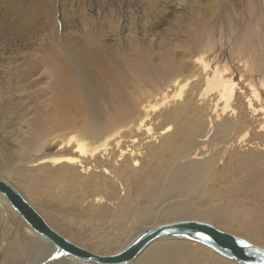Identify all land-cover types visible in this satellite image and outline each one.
Listing matches in <instances>:
<instances>
[{
	"label": "bare ground",
	"instance_id": "6f19581e",
	"mask_svg": "<svg viewBox=\"0 0 264 264\" xmlns=\"http://www.w3.org/2000/svg\"><path fill=\"white\" fill-rule=\"evenodd\" d=\"M178 1L180 8L188 3L187 0ZM223 1L207 0L198 7L200 10L196 14L199 18L195 19V23L200 40L194 47L188 48V53L171 55L168 59V77L164 80L166 88L176 79V72L190 74L195 81L189 83V77L185 78L186 82L177 83L179 86L172 94L166 88L151 94L153 89L138 82L130 93L138 101L137 106H141V114L130 118L125 116L123 124L98 121L95 116L100 114H96L97 109L94 111L90 103L91 118L84 127L94 134L82 131L77 136L60 140L61 136L58 138L59 152L53 154L40 152V145V148L32 149L36 154L33 156L28 151V144L23 145L27 151L18 155L15 162L12 161L16 165L22 163L14 177L10 178L5 171H10L7 165L12 162L4 163L6 165L0 163V177L12 183L24 196L17 183L27 185L25 180L29 178L24 180L22 172H48L53 174L52 178L48 175L49 180L56 184L51 190L43 191L64 203L58 212L74 216L85 225L110 222L120 226L126 221L132 225V220L136 221V225H142L124 245L110 254L125 248L148 227L187 219L210 223L264 248L257 244L264 241V177L245 166H234L238 156L233 151L243 141L250 125L243 112L246 106L244 95L248 92L246 87L249 85L250 89L255 82L258 83V93L254 89L252 93L259 98L264 91L261 87L264 86V0H243L246 9L240 14L241 21L236 22L238 19L233 12L232 17L227 16L229 31L219 33V28L222 29V9L226 11ZM153 4L154 1H151L150 7ZM108 23L112 31L117 28V21L112 19ZM254 26L258 30L252 38ZM187 54L193 57V66H196L195 57L202 59L203 67L196 68L198 71H189V65L181 60ZM241 66L245 72L239 77L236 73ZM151 68L148 65L144 69L153 73ZM200 71L204 72L202 86L197 79ZM217 87L227 92V95L224 93L227 98L235 96L237 100L233 108L228 105L232 110L229 114V110L226 112L228 106L222 105L218 114L217 104L211 105L212 101H207L208 95ZM143 96L145 100L141 99ZM92 103L95 104L94 101ZM153 118L158 119L155 130L150 122ZM141 132L146 135L139 138ZM132 133L135 135L131 136ZM52 142L53 138L48 143ZM11 210L16 213L0 193L1 218L7 217ZM42 217L67 240L82 238L70 229L64 230V226L61 227L64 231L58 230L59 227H53L45 216ZM156 219L162 221L155 223ZM5 223L2 222L3 228ZM25 227L27 233L36 236L40 242L32 259L33 264H58L60 260L63 264H96L66 255L37 235L26 223ZM101 232L103 229L96 230L98 235ZM102 244L108 246L112 243L103 240ZM125 264L246 263L190 238L164 236L151 241Z\"/></svg>",
	"mask_w": 264,
	"mask_h": 264
},
{
	"label": "rangeland",
	"instance_id": "374dc122",
	"mask_svg": "<svg viewBox=\"0 0 264 264\" xmlns=\"http://www.w3.org/2000/svg\"><path fill=\"white\" fill-rule=\"evenodd\" d=\"M151 1H154L153 7H150ZM187 2L180 8L178 0H0V163L15 162L18 155L27 151L24 147L27 144L33 156L36 154L32 149L40 148V145L42 153L59 152L60 140L86 131L84 126L90 122L91 108L100 114L93 112L95 119L114 124H123L125 116L141 114V106H137L138 101L131 97L132 87L138 82L145 84L146 88L153 89L151 94L166 88L164 80L168 77L169 57L188 53V48L200 40L195 19L199 18L198 7L207 0ZM223 2L226 11L222 9L224 15L221 14L220 25L223 30L219 28V33L229 31L227 16L234 14L239 22L241 12L246 9L243 0ZM112 19L118 22L113 31L108 26ZM257 30L254 26L252 38ZM192 59L190 54L181 59L189 65V71L203 67L202 59L195 57L196 66ZM148 65L155 74L144 69ZM238 69L237 76L245 72L243 66ZM175 74L172 87L166 88L168 93L172 94L179 82L187 77V82L195 81L190 74ZM203 77L204 72H201L197 78L201 86ZM259 87L256 82L250 89L249 85L246 87L243 112L250 125L243 141L233 151L238 156L234 166H245L264 177V91L261 98L252 93L253 89L258 93ZM261 87L264 90V86ZM218 88L211 91L207 101H212L211 105L217 104L216 113L219 114L222 105L231 104L233 108L237 100L235 96L227 98V92ZM141 99L145 100V97ZM228 110V114L231 113L229 106L226 112ZM150 122L155 130L158 119L153 118ZM140 134L143 132L139 133V138L146 135ZM52 138L54 142L48 143ZM13 162L7 165L10 171L5 170L10 178L22 165ZM47 173L25 170L22 172L24 180L32 181L27 179V185L23 182L17 185L53 227L60 230L64 226V230L70 229L82 237L70 238V241L106 255L124 245L141 228L142 225H136L134 220L132 225L128 221L120 226L110 222L85 225L74 216L58 212L64 203L44 192L56 184L48 178L53 174ZM3 221H6L4 228ZM160 221L156 219L155 223ZM97 229H103V233L98 235ZM2 231L0 264H33L39 239L27 233L24 221L12 210L3 218L0 211V238ZM103 240L112 244L105 246ZM257 244L264 246V241ZM59 263L63 264L61 260Z\"/></svg>",
	"mask_w": 264,
	"mask_h": 264
},
{
	"label": "water",
	"instance_id": "95a60500",
	"mask_svg": "<svg viewBox=\"0 0 264 264\" xmlns=\"http://www.w3.org/2000/svg\"><path fill=\"white\" fill-rule=\"evenodd\" d=\"M0 193L18 216L39 236L66 255L96 264H125L151 241L164 236H183L201 242L212 249L246 264H264V248L214 225L197 219L157 224L140 232L125 248L109 255H98L70 242L53 229L42 215L10 182L0 177Z\"/></svg>",
	"mask_w": 264,
	"mask_h": 264
}]
</instances>
